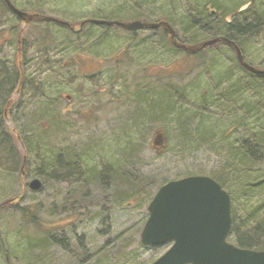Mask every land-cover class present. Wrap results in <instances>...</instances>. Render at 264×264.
<instances>
[{"label":"rangeland","instance_id":"374dc122","mask_svg":"<svg viewBox=\"0 0 264 264\" xmlns=\"http://www.w3.org/2000/svg\"><path fill=\"white\" fill-rule=\"evenodd\" d=\"M127 1L132 2V0H12V3L16 6L19 3L20 8L24 7L23 9L29 10L33 7L30 4L41 6V14L60 15L58 17L70 20L75 27H78L80 22L89 21L87 22L88 29L95 27V23L91 20L103 19L122 23L149 22L147 18H143L139 14V12L145 15L151 14L146 11L147 9L139 6L140 0L135 1L137 10L123 3ZM157 1V7H164L180 20H185V15L193 7L203 9L205 4L204 0ZM219 1L225 8L234 2V0ZM37 2H41L40 5ZM149 6L145 8L151 9V5ZM242 6L241 9L248 7L246 4H242ZM152 9L155 10L154 7ZM165 9L159 12L163 13ZM13 15L9 14L0 4V66H3L0 68V80L5 78L4 71L7 68L11 69L14 65L16 50L14 34L16 31L13 32L11 28L18 29L20 27L23 29L24 42L29 44L24 49V55L27 58L25 63L27 82L25 80L26 88L22 90V93L13 95L15 102L12 108L13 113L11 118L6 119L5 124L10 128L14 126L19 134L30 140L32 146L37 147L40 144L41 147L38 149V155L29 154L28 161L23 168L19 161H16L15 164L12 158L9 157V161L8 158L0 155V251L2 249L0 264H150L169 247L168 243L143 247L139 242L140 232L148 215L146 205L157 187L152 190L149 198L144 195L140 197V200L129 203L134 199L133 197L125 200L123 204H119L110 195L112 192L114 194L115 191L120 192L122 189L104 191L90 184L87 197L80 208L59 212L57 210L63 205L66 195L73 190L74 184L63 181L56 175L52 178L50 172L43 170L42 158L45 155H50L52 149L73 148L84 158L87 167L100 169L106 164H113L115 160H120L126 148L132 146L131 143H140L141 145L137 147L139 150L135 152L136 159L140 162V171L144 175L154 176L158 182L160 181L159 185L166 180L192 174L221 176L220 172L227 159V152L225 153L224 148L226 144L232 142L230 138H223L224 133L230 128L232 117L240 120L245 117V114L247 117L249 116L244 112L246 107L240 103L245 102L250 106L251 102L252 105L255 104L256 99L252 96L251 99L244 100L241 96L233 101L227 109L229 112L234 111L231 114L235 115L231 116L229 112L221 113L213 108L205 110V116L208 113H213L211 117H214L215 120L213 122L205 121L201 126L213 125V132L217 134V140L208 147L201 144L202 142L199 144L193 133L187 136L180 124L186 118L181 116V111L188 114L198 111L202 94L212 84L201 79L202 76H199V82L195 81V77H192L195 72L182 82L172 76L169 77L172 89L191 86L194 81L199 84V88L192 92L187 89L188 95L172 98L183 104L180 109L175 110L174 115L168 113L166 117L163 116L162 108L169 109L168 106L171 103L169 101V105L160 108L157 113L154 111L152 117L148 114L141 115L143 122H146L145 126L139 130L138 127L133 130L131 124L134 111L132 112V110H135V106L130 107L132 101L126 100L124 106L121 107V103H116L115 97L112 98L113 92L117 91V88L115 87L112 92L109 91L111 86L106 85L102 80L105 71H108L113 78L123 77L132 86L131 78L138 74L136 81L142 88L143 80L140 74L144 68H147L145 64H135L126 68L112 61L113 54L104 56L106 50L112 51L114 45L120 42L116 37L126 36L127 30L119 26L98 27L94 31L103 33L104 36L100 38L90 35L86 38L83 31L87 34L85 28L87 25L83 26L81 32V40H85L83 48L77 53L73 52L64 58L57 59L56 53L62 47L59 45V41L65 38L73 41L75 36L62 32L60 26L55 24L53 27H45V25L30 21L31 23L27 27L23 24L19 26ZM150 16L157 20L165 17V15L154 14ZM179 26L181 24L175 22L173 28L176 32L179 30ZM44 30H50L55 36L53 44L49 46V50L52 52V59L49 62L42 61L41 52L31 45L34 37L43 33ZM110 33H115V35H109ZM146 33H148L147 30L136 31L138 36ZM262 34L263 36L259 35L258 38L245 42L248 63L251 62L250 64L254 67L264 66V32ZM133 42L135 43V41ZM156 56L157 58L152 61L158 69L155 67L150 71L156 76H169V73L175 72L177 69L179 71L184 65L180 59L182 56L179 57L178 54L174 58L167 55L158 56V53ZM32 58L34 59L32 60ZM75 59L77 62H74ZM174 59L176 60L170 63L167 70H159L160 66H166L167 62ZM196 70L199 71V68L194 71ZM73 72L81 73L87 78H80L75 80L74 84L68 85L71 80L68 77L70 78ZM56 75L57 78H55ZM210 79L212 80L213 76ZM57 80L61 82L60 88H56L54 84ZM158 85L156 82L151 87L156 89ZM47 107L52 111L46 114L42 113ZM54 108H60L62 112H66L67 109L69 119L63 115L54 118L56 116L53 113ZM78 112H81L84 118H80L77 115ZM85 117L89 120H86ZM157 127H160L164 133L163 142L166 145L162 148H160L162 140L161 143H154V141H158V134L155 132ZM190 137L192 141L188 144L185 140ZM16 145L20 147V144L16 143ZM16 145L14 144L15 147H17ZM235 175L242 176L243 173H235L230 176L234 177ZM33 178L41 181L42 186L39 190L28 188L27 184ZM225 186H231V191L236 192L241 183H226ZM8 199L14 201L4 203ZM89 201H93L96 205H90ZM15 204L19 207L33 206L30 209L36 212L35 215L41 223V228L37 229L29 216L23 219L24 215L17 210ZM235 207L237 206L234 205ZM246 207L249 206L246 204ZM234 211L235 214L237 213L236 220L239 221L237 208ZM49 233L65 239L64 243L43 246L40 240ZM118 236L120 239L115 244L114 239ZM77 238L81 239L82 253L80 261L75 263V259L68 252L72 249L76 250ZM106 242L109 253L93 258L94 251ZM116 255H118V259L115 258ZM133 257L135 259L131 261Z\"/></svg>","mask_w":264,"mask_h":264},{"label":"trees","instance_id":"16d2710c","mask_svg":"<svg viewBox=\"0 0 264 264\" xmlns=\"http://www.w3.org/2000/svg\"><path fill=\"white\" fill-rule=\"evenodd\" d=\"M135 1L136 0H132V2L127 1L123 3H126L130 7L137 10ZM40 3L37 2L39 5ZM157 3V0H140L139 6L147 9L146 11L148 13L154 15H165V17L158 20L152 19L150 16L151 14L145 15L138 11L140 16L142 15L141 17L147 18L149 22H167L173 28L177 18L164 7H157ZM204 3L203 9L199 7H193V9L188 11V14L185 15V20H180L179 22L181 24V26H179V30L176 32V30L173 28L175 30V36L172 39H170V35L165 32L167 31L165 28H159L158 30L160 32L158 30H154L152 32L148 31V33L139 36L136 34V32L128 31L126 36L116 37L118 40H120V42H117V44L114 45L115 47L112 51L106 50L104 56L113 54L112 61L116 62L118 58L117 54L119 52H123L124 54L120 55L118 63L116 64L129 68L135 64L148 63V59L153 60L157 58L156 53H158V56L167 55L172 56L173 58L178 54L179 57L182 56L180 59L182 62H184V65L179 71L177 69L175 72L169 73L168 75H170V77L173 76V78H175L177 81L182 82L183 80L187 79L191 73H193V70L197 68L203 69L210 63L218 64L217 60L220 58V55H226L225 58H223L221 64L228 67L233 66V68L227 72H223L224 75H227L223 78V80H225V83H223L226 85L225 88L221 90L218 86L219 78L217 79V77L220 76V74H213V79L209 80V83H211L212 86H210L209 89L205 90L204 94H202L198 111L193 114H188L187 112L181 111V116L186 117L182 121V124H180L182 129L186 131L185 134L189 136L190 133H193V135L199 141V144L202 142L201 144L209 147L213 141L215 142L217 140V134H214L213 132V125L206 127L201 126L205 121L213 122L215 120L214 117H211L213 116V113H208V115L205 116V110L213 108V110L216 109L221 113L229 112V110H227L229 109V106L233 103V101L240 98L241 96L244 100H246L251 99L252 96L255 98V96L259 93H264V75H261V73H251L242 68L235 55L231 52L230 48L232 47L222 45L225 42L222 41V38L233 40L240 47L239 49L244 56V60L248 62V54L245 48V42H248L249 40L251 41L253 39V34L252 32L247 33L246 31L248 30L244 31L243 27H246L250 30L252 25L258 29L264 25V0H247V2H244V0H234L231 5L228 4L227 8L223 7L219 0H204ZM242 4H246L248 7L241 9L243 7ZM17 5V7L20 8L19 3H17ZM30 5L31 7L33 6L30 8V10L26 8L25 10L23 9L24 7L20 9L24 11L28 10L30 13H27L29 14L45 15L41 14V6H36L35 4ZM149 5H151V9L149 8ZM146 6L149 7L145 8ZM152 7H154L155 10L152 9ZM162 9H165V11L160 13L159 11ZM143 11L145 12V10ZM8 13L11 15L14 14L10 10ZM13 16L15 17L16 22H18L19 26L23 24V26L27 27L31 22L45 25V27H53V24H55L60 26V30L62 32H67L69 35L73 34L75 36L73 41L67 38L59 41V45L62 47L56 53L57 59L64 58L73 52H79V50H81L85 44V40H81V32H74L71 30L70 27H74V25L70 20H65L69 24V26H65L51 21H38L35 19L31 22H26L15 14ZM58 16L60 15H54L53 17L64 21V18ZM86 25L87 22L84 24V26ZM112 26L117 25L95 24V27H89L90 29H88L87 25L85 27L87 29V34L83 31V35L84 37L86 36V38L90 35H96V37L101 38L104 36V34L98 31L95 32L94 30L98 27L112 28ZM16 29L17 28L15 27L11 28L13 32L16 31L14 34L16 39L14 65L11 69L7 68V70L4 71L5 78L4 80H0V155L5 156L9 159V161L10 158H12V161H14L15 164L19 161L21 168H23V166L28 161L29 154L32 156L35 154L38 155V149L41 147V145L38 144L37 147L35 145L32 146L30 140L19 134L14 126L10 128L5 124L6 119L11 118L13 113L12 108L15 105L13 95L15 93H22V90L26 88L27 82V74L25 69L27 58L24 55V49H26L29 44L23 40V29L20 27H18L17 30ZM262 33L259 35L263 36ZM109 35H115V33H110ZM34 38L35 39L32 40L31 45H34L36 50L41 52L42 61H51L52 52L49 50V46L54 42V34L50 30H44L43 33H39V35H36ZM214 38L220 39L218 40L220 41L218 44L221 45L219 50L203 49V51H201L199 54L192 55L184 52L183 49L178 48L172 42L174 41L177 44H184L186 46H194ZM133 41H135V43ZM158 42H162L166 46V51L163 49L158 50L156 53L152 51L153 44ZM204 51H209L208 57L204 58L202 56ZM33 59L34 58H32V60ZM176 59L167 62L166 66H160L161 69L159 70L164 71L170 65V63ZM2 67L3 66H0V68ZM155 67L157 68V66ZM228 72L229 74L231 73V76L250 75L251 79L249 83L246 84V86H242L241 83L234 82L229 76ZM73 73L71 74L70 78L68 77V79H71L69 80L68 85L74 84L75 80H79L80 78H87L81 73ZM109 73L110 72H108L106 75H103V81L106 85L111 86L109 91L112 92L115 90V87L117 88V91L115 90L116 94L114 91L112 98L120 96L123 101V105L121 107L124 106L126 100L128 99L132 101V105L130 107L135 106V110H132V112L134 111V118L132 120L133 123L131 124L133 130L137 129V127L139 130L145 126L146 122H143L141 115L148 114L152 117V113H154V111L157 113L160 108L169 105V101L171 102L170 106H168L169 109L162 108L163 116L166 117L168 113L174 115L175 110L180 109L183 104L181 101L174 100L172 98L183 96L186 93L188 95L189 91L192 92L197 89L196 84H198L193 82L194 84H191V86H186L187 88L177 89H172L170 86V90H167L168 88H165L159 84L158 88L152 89L150 94L147 95L142 93L143 91H140L139 93L133 92V88L125 81L126 79L123 77H117L115 79ZM57 77L58 76L56 75L55 78ZM60 83L61 82L59 80L54 82L56 88H60ZM187 89L190 90L188 91ZM255 99V104L252 105L251 102L250 106H248L249 104H246L245 102L240 103V105L246 107L244 112L248 113L249 116L247 117L245 114V117L240 120L232 117V124L223 136L224 139L230 138V141L232 142H230V144H226L224 148L225 153L227 152V159L223 169L220 172L221 176H210L219 182L222 187L229 192L231 198L232 225L228 237L229 241L242 248L264 250V211H261L258 208H252V205L255 206V204H264V100L257 98ZM116 103L120 104L117 102V100ZM140 106H142V108H140ZM51 111L52 110H49L47 107L42 113L46 114L50 113ZM53 113L56 115L54 118L63 115L69 119L67 109L66 112H62L60 108H54ZM231 113H234V111L229 112V115H235ZM77 115L80 116V118H84V115L81 112H78ZM190 115L191 117H188ZM85 118L86 120H89L87 117ZM150 120H152V118H150ZM248 125L250 128L247 127ZM226 133L228 136H225ZM194 136L193 138H195ZM185 141L189 144L191 143L192 138H186ZM15 142L20 144V147L17 146ZM14 144L17 147H15ZM131 144L132 146H128L126 148L120 160H115L113 164H106L100 169L87 167V165H85L84 158L73 148H68L67 150L61 148L58 150L52 149L50 151V155H45L41 160V166L43 170L50 172L52 178H54V175H56L59 176L61 180L74 184L73 190L66 195L63 205L59 207L57 211H73L80 208L82 202H84L85 198L87 197L88 187L90 184L97 186L98 189H102L104 191L107 189H122V191H115L114 194L112 192V195H110L119 204H123L125 200L133 197L134 199L132 200H134V202L140 200V197L144 195H147L149 198L152 190L156 187H159L160 181L158 182L154 176L144 175L140 171V162L136 159L135 152L139 150L137 147H139L141 144ZM235 173H243V175H235L234 177L230 176L231 174ZM231 181L234 184L241 183V186L236 189V192L231 191V186H225L226 183L232 184ZM13 199H8L4 203H11V201H14ZM88 203L92 206L96 205L93 201H89ZM246 204L251 207V209L247 208ZM234 205L237 206L235 208H237V212H239V221L236 220L237 213L235 214ZM15 207L17 210L21 211V214L24 215L23 219L29 216L31 222L37 226V229L41 228V223L35 215L36 212L30 209V207L33 206L19 207L17 204H15ZM119 239L120 236L117 238L115 237V244L118 243L117 241ZM40 241L42 242L43 246H48L64 243L65 239L58 237L55 234L49 233L45 234ZM75 245L76 250L72 249L68 253L73 259H75L74 262L77 263L80 261V255L82 253V243L80 238H77V243H75ZM107 248L108 245L106 242L103 246L94 251L92 257L94 258L95 256L101 254L104 255L105 253L107 255L109 253ZM115 258L118 259V255H116ZM134 259V257L133 260L131 258V261H134Z\"/></svg>","mask_w":264,"mask_h":264},{"label":"water","instance_id":"95a60500","mask_svg":"<svg viewBox=\"0 0 264 264\" xmlns=\"http://www.w3.org/2000/svg\"><path fill=\"white\" fill-rule=\"evenodd\" d=\"M9 6L24 21L35 19L69 26L66 21L38 14L29 15L10 3ZM91 21L95 24L117 25L125 30L164 27L171 37L175 36L174 29L164 21ZM218 40L220 39L214 38L204 41L198 47H179L195 53ZM222 40L229 41L226 38ZM233 47L236 49L237 59L245 69L262 73L243 62L240 50ZM160 131H157L158 143H161L163 135ZM41 185L37 178L28 182L31 190H39ZM230 208L229 194L207 175H189L160 185L147 205L148 217L140 233V243L144 246L166 242L172 244L150 264H264V250L241 248L227 241L231 227Z\"/></svg>","mask_w":264,"mask_h":264},{"label":"bare ground","instance_id":"6f19581e","mask_svg":"<svg viewBox=\"0 0 264 264\" xmlns=\"http://www.w3.org/2000/svg\"><path fill=\"white\" fill-rule=\"evenodd\" d=\"M9 3L11 4L12 3V0H2V1H0V4H1V6L2 7H4L5 9H7L8 7L10 8V6H9ZM175 22H180V19L179 18H177L176 20H175ZM243 30L244 31H246V30H248V31H246L247 33H251L252 32V38L254 39V38H258V36H259V34L260 33H262V31L264 32V25L263 26H261L259 29L258 28H256L254 25H252V27H251V29L249 30L248 28H246V27H243ZM252 39V40H253ZM220 41H216V42H214V43H212V44H210V45H207V46H205L204 47V49H210V50H212V49H216V50H219L220 48H221V45L220 44H218ZM223 46H228V45H230V46H235V47H237L238 49L240 48L233 40H229L228 42H224L223 44H222ZM160 49H163V50H165L166 51V46L162 43V42H158V43H155V44H153V46H152V51L154 52V53H156V52H158V50H160ZM231 49V52L234 54V53H236V49L234 48V47H232V48H230ZM240 50V49H239ZM212 52V51H211ZM221 53V52H220ZM220 53H218V54H220ZM208 54H209V51H204V53H202V56L205 58V57H208ZM225 56L226 55H220V58H218V60H217V62H218V64H216V63H210L208 66H206L205 68H203V69H199V71H194L193 70V72H195L194 74H192V77H195V81H198V78H199V76H202L201 77V79L203 78V80H207L206 82L207 83H209V80H210V78L212 77V76H214L213 74H217V73H219L220 74V76H218V78H219V83H218V86H219V88L222 90L223 88H225V84H223V83H225V80H223V78H224V76H227V75H224L223 74V72H227V71H229L230 69H232L233 68V66L231 67V66H223L222 64H221V62L223 61V58H225ZM221 64V65H220ZM258 69L259 70H261V75H264V66H261V67H258ZM249 72H251V71H249ZM251 73H253V72H251ZM228 74H229V72H228ZM231 74V73H230ZM229 74V76L230 77H232L231 75ZM240 76H244V79H242V80H236V79H234L233 81L234 82H239V83H241V85L242 86H246V84L247 83H249V81H250V75H240ZM230 79V78H229ZM194 81V82H195ZM199 82V81H198ZM197 85V88H199V84H196ZM184 88H187V87H184ZM184 91V90H183ZM187 94V93H186ZM254 97V96H253ZM255 98H257V99H261V100H264V93H259V94H257L256 96H255ZM247 127H249L250 128V126L248 125ZM157 128H160V127H157ZM259 206V207H258ZM261 206V207H260ZM249 209H251V207H248ZM252 208L253 209H259V210H261V211H264V204H261V205H256L255 204V206H253L252 205Z\"/></svg>","mask_w":264,"mask_h":264},{"label":"flooded vegetation","instance_id":"af4514ba","mask_svg":"<svg viewBox=\"0 0 264 264\" xmlns=\"http://www.w3.org/2000/svg\"><path fill=\"white\" fill-rule=\"evenodd\" d=\"M13 6L14 7H16L17 8V6L15 5V4H13ZM7 11H11L12 12V10H11V8H7L6 9ZM159 28H155V29H146V30H148L149 32H152V31H154V30H158ZM82 30H83V26H79L78 25V27H75L74 26V29L72 30V31H74V32H82ZM141 30H144V29H141ZM133 32H136L137 30H132ZM165 32H167V31H165ZM169 36V35H168ZM170 37V36H169ZM228 46H230V45H228ZM231 47H233V46H231ZM203 49L204 48H200V49H198L194 54H199L201 51H203ZM241 51V50H240ZM242 53V52H241ZM124 53L123 52H119L117 55H118V58H117V60H116V62H115V64L116 63H118V60H119V58H120V55H123ZM201 55V54H200ZM234 55H235V57H236V59H237V55H236V53H234ZM242 56H243V54H242ZM237 61H238V59H237ZM242 61H245L244 60V56H243V58H242ZM74 62H77V60L75 59L74 60ZM147 62L148 63H146L145 65L147 66V68H144L143 70H142V72H141V76H142V80H143V84H142V88H140V86H139V84L137 83V76H138V74L136 75V76H134L133 78H131L132 79V88H133V92H137V93H139L140 91H143L142 93H144V94H147V95H149L150 94V92H151V90H152V85L154 84V83H158V84H160L161 86H164L165 88H168L167 90H170V84H169V81H168V78L170 77V75L169 76H167V75H161V76H156L155 74L153 75V74H151L150 73V71L153 69V68H155V65L152 63V60L151 59H148L147 60ZM151 62V63H150ZM245 62H247V61H245ZM238 63L240 64V62L238 61ZM125 64V63H124ZM240 66L243 68V66L240 64ZM167 70V69H166ZM106 74H108V71H105V75ZM123 75V74H122ZM124 76V75H123ZM104 79V76H103V78H102V80ZM217 79H218V77H217ZM231 79L232 80H234V79H236V80H242V79H244V76H237V75H234V76H232L231 77ZM146 81H148V82H146ZM115 99L117 100V102H119V103H121V105H123V101H122V98L120 97V96H116L115 97ZM225 136H228V134L226 133L225 134ZM228 192V191H227ZM229 193V192H228Z\"/></svg>","mask_w":264,"mask_h":264}]
</instances>
